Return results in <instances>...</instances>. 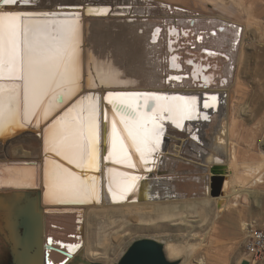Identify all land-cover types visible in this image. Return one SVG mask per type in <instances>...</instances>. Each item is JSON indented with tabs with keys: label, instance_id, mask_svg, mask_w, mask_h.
<instances>
[{
	"label": "bare ground",
	"instance_id": "1",
	"mask_svg": "<svg viewBox=\"0 0 264 264\" xmlns=\"http://www.w3.org/2000/svg\"><path fill=\"white\" fill-rule=\"evenodd\" d=\"M30 1L35 4H0V16L22 12L30 13L29 18L36 21L76 20L81 49V86L75 95L63 100L48 119L38 110L37 116L28 123L29 130L18 128L0 135V195L39 188L45 208V241L51 236L52 244L57 248L64 245V249L66 245H79L74 252L81 249L73 259L81 254L91 262L94 261L88 257L110 259L107 263L114 264L130 243L150 237L162 242L168 259L174 260L176 254L189 251L194 244L184 235L181 240V234L171 233L170 229L178 230L182 225L181 228L190 229L185 236L193 237L196 232L191 233L195 229L191 217L201 213L213 222L233 195L242 198L251 186L264 181V161L247 165L246 171L241 172L235 147L240 122L235 119L231 101L243 61L247 12L222 2L196 5L203 0H84L52 3L48 7L42 0ZM89 8L107 11L88 12ZM49 26L59 27L51 23ZM89 28L99 41L105 43L109 38L121 45V50L132 53L128 60L136 59L138 66L131 68L125 58L121 61H116L114 56L107 58L120 74L117 78L120 82L106 85L96 82L97 61L104 58L96 56L91 50L93 46H88ZM89 72L95 83L93 87L88 86ZM109 93L127 95L109 96ZM148 94L185 98L179 103L189 106L191 118L177 117L180 125L177 126L174 120L167 119L168 102L149 99ZM88 97L98 100L90 101ZM113 99L134 110L137 119L114 109L110 103ZM91 103L98 109L97 167L81 169L62 156L47 152L44 138L50 135L51 125L56 120L66 119L71 123L73 117L86 118ZM146 104L152 107H145ZM81 107L85 109L83 113ZM69 109L73 112L66 116ZM37 118L40 129L36 132ZM153 119L162 129L156 151L145 153V163L128 137L125 125L150 127ZM25 136L33 145H39L40 160L16 158L11 154L25 147L15 144ZM212 140L216 146L210 151ZM218 144L224 145L225 156ZM53 161L82 178H94L89 184L95 185V195L90 196L88 202L66 195L50 197L47 184ZM216 164L225 165V179L222 193L215 197L211 195V178ZM110 177H117V182H111ZM231 186L233 193H230ZM90 212H94L91 222L96 224L97 236L93 243H87L86 236L82 235L83 221ZM104 223L110 226L107 234L113 243L100 247L95 241L100 244L99 234ZM244 225L249 230L254 223ZM138 232L153 234L144 236ZM48 258L54 264L73 260L57 250L48 251ZM186 261L185 257L180 264H187Z\"/></svg>",
	"mask_w": 264,
	"mask_h": 264
},
{
	"label": "snow or ice",
	"instance_id": "2",
	"mask_svg": "<svg viewBox=\"0 0 264 264\" xmlns=\"http://www.w3.org/2000/svg\"><path fill=\"white\" fill-rule=\"evenodd\" d=\"M2 3L28 4L30 0H2ZM87 11L106 12L107 10L89 8ZM30 15V13L16 12L4 13L0 16V135L27 127L33 117L37 116L38 110H42L45 120L48 119L58 109L61 101L75 95L81 86V49L77 21H36L30 19ZM50 23L59 27H50ZM53 32L56 34L53 35ZM188 63L192 62L188 61ZM119 75L110 59L97 61L96 82L99 85L118 83ZM88 86H95L91 72H89ZM114 95L127 94L109 93V96ZM148 97L167 101L169 113L167 119L174 120L177 126H180L177 117L191 118L189 106L179 103L185 99L183 97H156L154 94H148ZM87 99L98 100L93 97ZM110 103L117 111L133 120L137 119V113L127 105L118 104L114 99ZM145 107L152 106L146 104ZM84 110L83 107L80 108L81 113ZM160 110H164L163 106ZM87 111L86 118L73 117L71 123L66 119L56 120L51 125L50 135L44 138L47 152L62 156L69 164L81 169L97 167L96 146L99 139L97 105L91 103ZM72 112L73 109H69L66 116ZM39 123L37 118L35 121L37 128ZM144 123L146 125L148 122ZM125 128L136 152L146 163L145 153L156 151L162 125L153 119L150 127L137 125L130 128L125 125ZM113 129L115 133V124ZM124 155L128 156V153L125 152ZM131 166L135 167V165ZM89 180L94 178H82L70 168L53 161L52 169L48 174V195L50 197L66 195L80 202H88L90 196L96 193L95 185H90ZM110 180L116 183L118 178L110 177ZM49 243L52 241L49 240ZM65 247L71 254L79 245Z\"/></svg>",
	"mask_w": 264,
	"mask_h": 264
},
{
	"label": "rangeland",
	"instance_id": "3",
	"mask_svg": "<svg viewBox=\"0 0 264 264\" xmlns=\"http://www.w3.org/2000/svg\"><path fill=\"white\" fill-rule=\"evenodd\" d=\"M42 2H45L43 5L48 7L52 3H79L85 1L42 0ZM203 2H222L227 6L234 4L239 9H243L247 12L248 15L244 18L248 28L246 30V38L243 47V61L239 71L238 85L236 84L232 93L236 92L233 94L231 101V106H233L232 108L236 112L235 119L237 122H240L238 130L239 140H236L235 143L239 158V171L245 172L247 165L258 164L264 161V0H203L196 5L201 6ZM28 4L33 5L35 1H30ZM109 5H112V2H110ZM90 26L91 23L88 22V27ZM88 39V46H93L91 50H94L93 52L96 56H102L104 59L109 56H114L116 61H121L125 58L124 61L127 63V66L131 68L136 65L138 66V63L135 64L136 61H134L136 59L133 58V60H128V55L132 58L131 52L121 50V48H119L121 45L118 46V43H114L112 40H109V38L105 43L99 41L95 35H92V30H90V28L88 30ZM124 52L127 54L125 55ZM236 137L237 133L235 134V138ZM15 144H24L25 147H20L13 151L11 154L14 157L40 160L41 154L39 152V145H33V143L29 141V138H21V141ZM14 145L11 147H14ZM214 146H216L215 141H210V151L214 150ZM218 146L221 147V152L224 153L223 155L225 156L224 145H222L223 149L221 145L218 144ZM227 173L229 175L231 174L230 171ZM230 190V193H233L234 187L231 186ZM5 193L9 194L8 192ZM234 196L235 195L230 198L229 202H231L227 204V206H229L222 208V210L217 213L218 215H216L213 222H210L208 218L201 213L198 214V216L194 215L191 217L195 225V229L191 233L196 232L193 237L185 236L190 229H187V227L181 228L182 225H179L180 228L178 230L170 229L171 233L176 234L179 232L178 234H181V240L184 238L189 239V243L191 242V244H194V247L189 249V251L176 254L174 260H178L179 264L183 262L185 257L187 259V264H264V260L258 262L248 260L244 244V235L247 231L244 223H254V226H259L264 223V181L255 186H251L249 192L244 194L245 197L242 196L244 199L241 197L237 199V197ZM94 216V212H90L88 217H86V223L83 221L85 228L82 229V235L86 236L87 243H93V239L97 236L94 232L96 224L91 222V217ZM87 219L89 220L87 221ZM0 221H2L1 218ZM101 228L102 231L99 234L101 242L99 244V241H95L96 244H98L97 246L101 247V244H103V246L111 245L113 240L107 234L110 226L104 223ZM151 233L153 234V232H138L137 234L150 236ZM80 249L81 248L74 252V255L78 254ZM88 258L94 262L100 261L104 264H108L107 262L110 260L103 258ZM10 259L11 256L7 243L2 234H0V264H10Z\"/></svg>",
	"mask_w": 264,
	"mask_h": 264
},
{
	"label": "water",
	"instance_id": "4",
	"mask_svg": "<svg viewBox=\"0 0 264 264\" xmlns=\"http://www.w3.org/2000/svg\"><path fill=\"white\" fill-rule=\"evenodd\" d=\"M0 4H3L2 1ZM26 129L29 130L28 127ZM39 129L36 128L34 131L37 132ZM224 169L225 167L220 164L212 168V196L216 197L222 193ZM0 214L2 215L0 234L7 243L11 256L10 264H54L48 260L50 250H57L68 258H73L74 252L69 254L68 249L63 248L64 245L61 248L55 247L51 236L47 242L45 241V208L39 188L0 195ZM49 240L52 243H49ZM59 264L103 263L91 262L79 254L71 262L62 261ZM114 264H179V262L168 259L162 242L155 238L143 237L130 243Z\"/></svg>",
	"mask_w": 264,
	"mask_h": 264
},
{
	"label": "built area",
	"instance_id": "5",
	"mask_svg": "<svg viewBox=\"0 0 264 264\" xmlns=\"http://www.w3.org/2000/svg\"><path fill=\"white\" fill-rule=\"evenodd\" d=\"M247 259L253 262L264 260V223L252 226L244 235Z\"/></svg>",
	"mask_w": 264,
	"mask_h": 264
}]
</instances>
